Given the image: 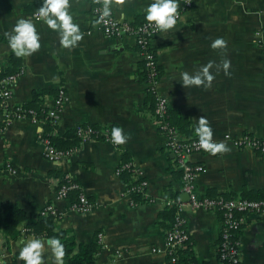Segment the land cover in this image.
<instances>
[{"label":"crops","instance_id":"crops-1","mask_svg":"<svg viewBox=\"0 0 264 264\" xmlns=\"http://www.w3.org/2000/svg\"><path fill=\"white\" fill-rule=\"evenodd\" d=\"M150 2L112 0V14L140 23L137 17H144L142 9ZM178 3L182 19L153 39L162 70L158 90L168 99L170 111L186 117L192 127L206 117L213 140L230 149L190 156L205 167L196 191L200 196L253 199L264 194V153L241 148L235 139L244 134L264 137V0H193L186 10ZM41 4L0 0V65H11L5 33L19 17L32 18L41 35V48L21 57L24 69L12 82L13 103L31 101L37 90L63 89L66 97L58 107L55 133L86 123L111 124L122 127L128 139L119 147L90 139L71 156L51 161L45 154V122L16 120L0 133V203L18 204L32 218L54 205L58 229L72 230L82 243L100 239L97 264H170L167 231L159 219L168 201L179 196L184 203L180 215L196 252L217 263L223 216L218 210L194 209L183 197L182 170L147 103L148 87L139 68L144 59L135 36L108 37L94 20L91 0H70L69 10L84 35L76 46L63 48L58 33L33 17ZM218 37L227 43L214 49L210 45ZM225 60L230 61L227 70ZM210 61L211 87L182 84V72L195 73ZM57 96L46 95L41 105L55 107ZM124 153L148 180L149 198L144 197L150 201L133 205L132 196L125 194L126 183L118 174ZM65 174L79 183L92 204L90 211L74 210L76 200L58 197ZM240 216L242 264H264V212ZM28 237L37 236L22 229L21 236L5 246L0 233V264H22L19 249ZM43 257V264H56L47 245Z\"/></svg>","mask_w":264,"mask_h":264},{"label":"built area","instance_id":"built-area-1","mask_svg":"<svg viewBox=\"0 0 264 264\" xmlns=\"http://www.w3.org/2000/svg\"><path fill=\"white\" fill-rule=\"evenodd\" d=\"M91 1L94 20L105 35L108 37H115L123 34H131L135 36L137 45L140 48L143 59L149 69L150 80L147 83V87L152 88L156 92L154 116L158 122V127L167 136V146L175 154L178 167L182 170L183 193H187L189 195L188 202L194 209H206L213 211L222 209L224 211L222 231L218 244V259L223 261L224 264H242L240 240H233V231L242 225L244 220L243 216L241 217L237 214L248 212L263 213L264 199H225L223 197L200 196L197 193V178L200 173L204 171L205 167L201 163L192 162L190 160V156L194 153L202 152L204 149L200 147L198 142L199 139H182L179 136L177 129L165 121L170 107L168 99L161 95L158 90L160 77L158 75L159 71L157 67L159 63L157 53L153 51V39L160 31L155 30L153 25H150L146 20L140 23L121 21L112 13L111 15L102 18L104 0ZM180 2L182 4V9L186 10L192 6L193 0H180ZM35 12H33V17L36 20H40L34 15ZM178 12L181 17L182 11L178 10ZM262 46L264 47V44ZM4 69L5 67L0 65V73ZM16 75L17 74H8L0 77V98L2 99L0 105V120L4 123L3 127L0 128V133L3 132L6 126L10 125L12 122L25 118L31 119L34 122L43 123L48 117H52L55 123H57L58 107H61L65 102V91L60 89L58 96L55 99L56 106L49 109L48 115H45L44 113H37L34 109H24L21 104L13 103L12 82L16 79ZM80 126L81 125L77 127L79 128ZM93 132L94 131L91 128L85 129L83 132L84 138L88 139V137H91ZM43 141L45 144L46 157L51 161L69 157L75 152V150H57L50 145V141L48 139L43 138ZM107 141L112 142L111 137H107ZM235 143L241 148H248L264 153V137L244 134L240 137H237L235 139ZM114 145L119 147L117 144ZM123 169H130L133 172L134 178L138 180V183L131 187L126 185L125 194L132 196L133 192H140L143 193L146 198H149L147 194V188L149 184L148 180L143 177L142 173L134 166V164L131 161L122 162L118 168L119 175ZM66 177L71 178L69 175H66ZM74 189H80L79 183L75 180L67 184L60 185L58 197L67 199L69 198L68 193ZM154 200L155 199H151V201ZM173 203L178 205L179 212L175 229L167 232L166 242L167 252L171 257L170 264H177V256L175 255L176 250L184 240L188 239L189 234L186 229H180L181 226L186 224L185 219L180 215V211L182 210L184 203L180 199L168 201V205ZM132 204L137 205L133 198ZM71 206L72 209L79 212H88L92 209L91 202L82 192L80 193L78 199L74 201ZM40 212L42 215H47L49 213L56 214L57 211L55 206L50 204ZM99 237L101 238L102 234H99Z\"/></svg>","mask_w":264,"mask_h":264},{"label":"trees","instance_id":"trees-1","mask_svg":"<svg viewBox=\"0 0 264 264\" xmlns=\"http://www.w3.org/2000/svg\"><path fill=\"white\" fill-rule=\"evenodd\" d=\"M145 20L143 16L137 17V21L141 22ZM140 49V48H139ZM153 51L156 52L155 48ZM157 53V52H156ZM10 64L5 67V69L0 73V77L8 74H19L23 71V65L21 57L15 56L12 52L10 56ZM140 76L141 79L147 84L149 82V69L143 60L140 64ZM159 77L162 75L161 67H157ZM46 95H58V91L45 89L37 90L34 92L33 99L27 103L21 104L24 109H34L37 113H44L48 115L49 108L42 106L41 102ZM148 104L151 109H155L156 105V92L148 87ZM2 99L0 98V105ZM165 121H167L171 126L177 129L179 134H184L187 138L184 140L199 139L195 132V127L191 126L190 120L186 117L181 116L178 113H172L169 110L168 116ZM4 123L0 120V128H2ZM45 130L43 133V138L50 141V145L57 150H78L81 147L82 142L90 139L107 140V137H111V129L117 125H102V124H92L86 123L82 124L79 128L75 127L66 132H57V123H55L52 117H48L45 120ZM91 128L94 132L88 139L84 138V130ZM124 155L123 162L131 161L126 153ZM122 180L129 187L138 183V180L134 178L133 172L130 169H123L121 171ZM73 181L71 178H67L66 174L62 176L60 185L67 184ZM81 193L80 189L71 190L68 193V197L73 200H77ZM210 197H216L215 194L209 193ZM132 198L136 204L146 202L143 193L133 192ZM178 199L179 196L177 197ZM253 199L260 200L264 199V194L255 196ZM150 201V200H149ZM222 216L224 211L222 209L218 210ZM178 205L173 203L168 205L160 214L159 222L161 226L167 231H172L175 229L178 217ZM237 215H240L238 213ZM58 215L49 213L47 215H40L36 218H32L28 215L27 211L15 203H0V233L4 238L5 246H9L12 240H16L21 236L22 229H26L37 237L41 238H59L64 245V264H97V257L101 253L103 246L99 238H95L90 243L78 242L73 235L72 230L69 229H58ZM224 219V216H223ZM186 229V224L181 226L180 229ZM242 225H240L236 230H234L233 240L239 241L241 238ZM219 254V253H218ZM175 255L177 256V264H224L223 261L219 260L217 263H212L206 259H203L198 255L194 248V243L191 236L184 240L182 244L176 250ZM22 264L25 262L22 260Z\"/></svg>","mask_w":264,"mask_h":264},{"label":"clouds","instance_id":"clouds-1","mask_svg":"<svg viewBox=\"0 0 264 264\" xmlns=\"http://www.w3.org/2000/svg\"><path fill=\"white\" fill-rule=\"evenodd\" d=\"M178 0H151L142 9L145 20L153 25L157 31H167L173 29L178 19H182L178 12ZM70 0H42V4L37 8L34 15L43 21L50 29L55 30L59 35V42L63 48L76 46L77 42L83 38L84 33L80 25L74 22V17L70 12ZM112 0H105L103 5L102 18L111 15ZM123 16V13H121ZM154 22V24H153ZM7 46L17 57L30 56L41 48V35L36 24L30 17H19L12 28L5 33ZM226 40L218 37L211 42L212 48H222L226 45ZM230 61L225 60L223 67H229ZM213 62L201 66L199 71L189 73L184 71L181 78L184 86L204 85L211 87L214 75L210 72ZM199 145L205 151L215 155L216 153L229 151L228 145L223 142L213 140V131L206 117H200L195 127ZM128 136L122 127L115 126L111 129V140L113 144H124ZM23 246L19 249V258L25 264H43V253L46 245L51 248L56 264H63L64 245L59 238H49L47 241L28 237L22 241Z\"/></svg>","mask_w":264,"mask_h":264},{"label":"water","instance_id":"water-1","mask_svg":"<svg viewBox=\"0 0 264 264\" xmlns=\"http://www.w3.org/2000/svg\"><path fill=\"white\" fill-rule=\"evenodd\" d=\"M183 197L189 198V195L187 193H184Z\"/></svg>","mask_w":264,"mask_h":264}]
</instances>
